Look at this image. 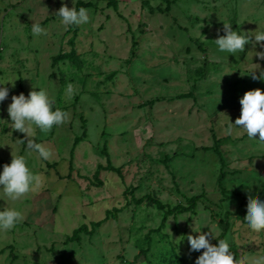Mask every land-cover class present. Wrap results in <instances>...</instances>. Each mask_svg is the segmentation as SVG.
Returning <instances> with one entry per match:
<instances>
[{"label": "rangeland", "instance_id": "rangeland-1", "mask_svg": "<svg viewBox=\"0 0 264 264\" xmlns=\"http://www.w3.org/2000/svg\"><path fill=\"white\" fill-rule=\"evenodd\" d=\"M80 1L94 3L85 7L90 22L65 28L55 17L61 0H0V80L17 79L0 103V172L24 155L43 178L18 201L0 190V208L24 214L0 232V264H195L204 250L190 252L194 228L213 232L212 244L227 241L234 264H255L264 231L243 220L249 198L264 200V148L226 129L242 96L264 90L250 73L254 63L264 72V61L249 52L264 49L227 54L214 40L224 22L264 29V0L64 3ZM33 22L47 34L33 36ZM39 88L68 113L47 133L33 126L29 138L49 160L28 153L7 111L13 95ZM149 197L196 204L160 228L165 210Z\"/></svg>", "mask_w": 264, "mask_h": 264}, {"label": "clouds", "instance_id": "clouds-1", "mask_svg": "<svg viewBox=\"0 0 264 264\" xmlns=\"http://www.w3.org/2000/svg\"><path fill=\"white\" fill-rule=\"evenodd\" d=\"M61 2L62 7L55 12V17L59 18L61 25L65 28L86 25L90 22L87 8L80 7L77 9L74 6L69 8L64 0ZM232 25V23L224 22L223 31L225 35L214 40L219 52L234 55L243 53L248 44H251L253 49H264V29L245 33L240 30H232ZM31 32L33 36L47 34L46 29L42 28L38 22L32 23ZM249 52H254L257 60L264 61V50ZM254 64L258 65L257 68L260 67L258 63ZM253 70L250 72L252 79L264 82V72L257 76ZM16 80L12 77L0 80V103L9 97V88L5 85L11 83L14 87ZM68 90L72 91L71 85L68 86ZM11 100L12 102L7 108L11 128L26 134V138L20 139V142L26 143L29 154L36 153L40 159L49 160L52 155L51 151L29 138L33 134V126L41 132L47 133L52 130L53 126L64 124L68 119V113L59 107H54V98L43 88H39V91L32 90L28 96L23 93L13 95ZM240 104L242 105L241 115L235 120V123L229 121V127L226 129L227 134L231 135L234 127L239 128L243 134H246L249 141H254L261 148H264V90L258 88L247 91L240 99ZM12 156L11 163L5 164L3 171L0 172V190L8 199L18 201L28 193L39 191L43 185V178L27 166L24 155ZM23 220L24 214L19 209L13 207L0 208V232L14 229ZM183 220L185 219L181 221ZM243 222L247 228L254 232L264 231V200L259 198L248 199L247 214ZM194 231L200 234L187 237L190 252L204 250L196 258L195 264H234V257L227 241L220 239L217 244H212L209 237L213 235V232L203 233L196 228ZM255 264H264V257L258 258Z\"/></svg>", "mask_w": 264, "mask_h": 264}, {"label": "trees", "instance_id": "trees-1", "mask_svg": "<svg viewBox=\"0 0 264 264\" xmlns=\"http://www.w3.org/2000/svg\"><path fill=\"white\" fill-rule=\"evenodd\" d=\"M93 5H94L93 2L80 1L77 6H78V9H79L80 7H91ZM108 5L110 7H114L116 10H118V8H119V0H109ZM189 96H191V94ZM85 128H87V125H85ZM84 134H87V131H84ZM24 144H25V147H26V143H24ZM217 150L219 151V149H217ZM195 199L196 198L193 199V203H192L191 206L178 205L176 207H170L167 204L162 203L161 200H159L157 198L149 197V200L151 202L155 203L158 206V208H160L162 210H165V215H164V218H163V221H162V224H161L160 228H164L166 226V222H167L168 217L173 215L174 213H176V212H180V213L181 212H189L190 210H192L193 206H195V204H196ZM224 228H225V231L223 232L222 237L225 236L228 226L226 225V226H224Z\"/></svg>", "mask_w": 264, "mask_h": 264}]
</instances>
